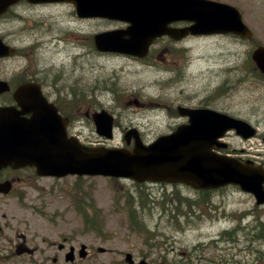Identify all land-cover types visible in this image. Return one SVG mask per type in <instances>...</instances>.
<instances>
[{"label": "rangeland", "instance_id": "1", "mask_svg": "<svg viewBox=\"0 0 264 264\" xmlns=\"http://www.w3.org/2000/svg\"><path fill=\"white\" fill-rule=\"evenodd\" d=\"M228 1L238 7L253 31L251 39L218 34L180 41L165 37L152 46L145 59L99 53L92 46L93 34L123 27L121 22L80 19L73 7L65 4L21 8L27 22L19 36H27L31 27L32 38L37 39L34 43L31 38L18 39L23 51L15 58L0 60V79L8 80L12 74L22 77L21 69L40 79L48 69L46 83H56L64 94L62 100L72 101L75 114L80 112L76 125L84 143L125 145L124 132L132 127L143 142L152 141L184 120L178 105L214 106L246 118L264 135L263 77L248 61L253 47L264 45V0ZM6 27L10 29L9 24ZM68 89L72 99L65 93ZM101 109L112 114L115 121L113 137L106 140L96 134L91 117ZM228 136L224 138L226 148L236 150L231 154L251 153L245 156L264 158L260 138L239 141L234 132ZM40 182L46 191L32 189L30 193L33 242L40 241L39 236L35 240L36 235L60 241V235H70L72 228L78 227L79 244L106 249L96 251L94 264H124L127 251L134 258L147 256L154 264H185L186 257L191 264H264V258L246 246L247 229L264 219V206H257L254 198L237 186L212 190L204 201L203 193L182 184L135 186L128 179L102 176L46 178ZM138 191H148L153 197L148 198L154 200H145L141 207L135 205L146 226L144 231L139 224L130 223L127 210ZM88 204L93 205V214ZM12 207L1 204L0 219L4 211L11 213ZM135 222L140 223L138 219ZM235 227L239 228L234 232L237 242H212L220 232ZM253 247L264 251V243Z\"/></svg>", "mask_w": 264, "mask_h": 264}, {"label": "water", "instance_id": "2", "mask_svg": "<svg viewBox=\"0 0 264 264\" xmlns=\"http://www.w3.org/2000/svg\"><path fill=\"white\" fill-rule=\"evenodd\" d=\"M12 0H0V12ZM59 1V0H31ZM75 5L79 16H102L129 22L125 29H116L95 36L99 50L117 51L139 57L147 55L152 41L163 34L179 39L187 34L234 32L251 36L238 11L211 0H60ZM187 20L189 26L176 28L172 21ZM7 54L0 42V56ZM253 58L264 71V47L259 46ZM2 83V82H0ZM34 91L36 83L26 84ZM22 110L0 109V117L11 118L12 127L0 131V168L34 165L41 175L102 174L132 180L181 182L194 188H214L227 183L239 184L254 193L257 203L264 202V168L250 161L217 155L214 147L227 129L246 130L243 122L216 111L181 108L189 116L187 124L158 136L145 145L137 132L130 130L125 138H135L132 150L127 148L87 146L75 137H67L64 125L53 106L34 97L21 101ZM31 112L30 118L21 117ZM99 134L111 137L112 117L102 111L94 115ZM1 123V121H0ZM249 135V133H248ZM246 136V135H245ZM138 264H148L141 261Z\"/></svg>", "mask_w": 264, "mask_h": 264}, {"label": "flooded vegetation", "instance_id": "3", "mask_svg": "<svg viewBox=\"0 0 264 264\" xmlns=\"http://www.w3.org/2000/svg\"><path fill=\"white\" fill-rule=\"evenodd\" d=\"M223 2H229L228 0H219ZM47 5H62L60 3H45L34 5L29 3L28 0H16L12 5H10L7 10L0 15V38L1 40L9 45L13 49L12 56L7 57V59L15 58L14 55H20L23 49L17 45L18 39L23 40V38H31V27L27 29V36H19L24 31L26 26V20L23 17L21 8H32L33 6H47ZM10 25V29H7L6 25ZM19 26V27H18ZM5 29V30H4ZM19 43V42H18ZM21 44V43H20ZM6 59V58H3ZM252 70L255 69L256 65L251 60ZM22 77L18 74H12L11 77L6 80L8 85L7 89L0 90V107L4 106H15L20 109L18 105V99L24 97V93L18 91L19 87L25 82L30 80H35L31 75L25 74L24 69H21ZM48 69L42 72L40 80L41 93L58 109V112L62 117L69 119V125L67 130L69 133H76L75 121L79 117L80 112L75 114V105L73 102L63 101V92L61 89L58 90L56 83H46L48 79ZM60 91L61 93H58ZM65 93L72 99V91L65 90ZM222 111V110H221ZM231 114L228 111H225ZM232 115V114H231ZM28 116V115H27ZM245 120L246 118L239 116ZM184 121L185 117H182ZM248 121V120H247ZM253 124L252 122L248 121ZM257 131L255 135L264 138L258 130L259 127L253 124ZM230 134V133H229ZM239 141L242 139L236 134ZM227 137H230L227 135ZM233 152L236 150L232 149ZM242 150V149H241ZM239 151V150H237ZM253 153V151H251ZM235 154V153H234ZM263 154V153H259ZM239 158L247 160L251 159L255 163L264 165L263 155H254L253 158L246 157V154H235ZM246 155V156H245ZM68 177V176H66ZM47 177L39 176L36 173L34 167L22 166L13 167L7 165L0 169V184L3 186L0 189V205L10 208L11 213H2L0 219V264H94L96 260H93L97 248L90 247L85 244V250H80L82 243H78V227L72 228L70 235H60L61 240H48L43 237V235H36L40 237V241L33 242L31 233V219H30V209L32 195L31 190H39L41 192L44 190L43 184L40 182ZM65 177L61 178L64 179ZM60 178L51 177L52 181ZM74 189V187H73ZM52 192L54 189L51 190ZM18 211V212H15ZM42 214V213H41ZM38 215L47 219L44 215ZM88 228L90 226L88 225ZM45 243V246L41 244ZM50 249V250H49ZM99 250V249H98ZM52 251V253H48ZM68 255L70 257L67 259ZM101 263V262H100ZM110 264L113 261H109ZM127 263V261H125Z\"/></svg>", "mask_w": 264, "mask_h": 264}, {"label": "trees", "instance_id": "4", "mask_svg": "<svg viewBox=\"0 0 264 264\" xmlns=\"http://www.w3.org/2000/svg\"><path fill=\"white\" fill-rule=\"evenodd\" d=\"M136 186H141L140 184H136ZM205 194H202V196H204ZM208 195V193L206 194ZM137 200L134 202V204L137 206V207H141L142 205H144L145 203V200H149L150 203H153V199L151 200L150 198L148 197H151L150 196V193L148 191L146 192H137V194L135 195ZM142 196L144 198H142ZM153 198V197H151ZM164 198H162V203H164ZM197 203H192V205H197ZM192 208V207H191ZM190 208V213L193 212L192 209ZM129 212H130V219L133 221V223L137 226L138 224V227L140 229H142V231H144L146 228L145 224L142 222V220L139 219V214H138V210L137 208H133L131 207L129 209ZM138 219L140 221V223H136L135 220ZM238 227H243V225L241 226H238ZM238 227H235V228H232L231 230L229 231H223V232H220L218 235V238H216L215 240H212L213 241H228V242H237V238L235 237L234 235V232L239 230ZM263 227V228H262ZM240 228V229H241ZM246 235H247V248H252L256 254H258L259 256H261L260 258H264V251H262L260 248L258 247H253L255 245H260V243H264V219H262L261 221L258 222V225L256 226H250L248 227L247 229V232H246ZM256 255V257L258 256ZM185 260L187 261V263L185 264H191L190 262V257H186ZM239 262V261H238ZM259 262V261H258ZM259 263H262V262H259ZM263 263H264V260H263Z\"/></svg>", "mask_w": 264, "mask_h": 264}, {"label": "bare ground", "instance_id": "5", "mask_svg": "<svg viewBox=\"0 0 264 264\" xmlns=\"http://www.w3.org/2000/svg\"><path fill=\"white\" fill-rule=\"evenodd\" d=\"M263 82H264V78H263ZM202 198L204 199V201H206V196L204 195V196H202ZM203 201V202H204Z\"/></svg>", "mask_w": 264, "mask_h": 264}]
</instances>
